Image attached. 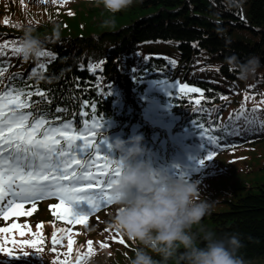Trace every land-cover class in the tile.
Masks as SVG:
<instances>
[{
	"label": "trees",
	"instance_id": "obj_1",
	"mask_svg": "<svg viewBox=\"0 0 264 264\" xmlns=\"http://www.w3.org/2000/svg\"><path fill=\"white\" fill-rule=\"evenodd\" d=\"M0 90L33 117L246 138L195 192L102 212L75 262L71 243L0 238V264H264V181L239 178L264 169V0H0Z\"/></svg>",
	"mask_w": 264,
	"mask_h": 264
},
{
	"label": "rangeland",
	"instance_id": "obj_2",
	"mask_svg": "<svg viewBox=\"0 0 264 264\" xmlns=\"http://www.w3.org/2000/svg\"><path fill=\"white\" fill-rule=\"evenodd\" d=\"M88 5L90 6H99V4H92V3H87ZM254 164H255V167L253 166H248V169L249 170H252L251 173H248L247 175L245 176H239V178L245 182V183H251L253 184V186L256 185V183H258L259 181H264V169H259V160L258 161H254ZM11 169V167L8 168L7 171L5 172H1V175H6V177L9 179V182L10 183H14L13 179H12V176L10 175L9 173V170ZM1 171V170H0ZM237 178V177H236ZM235 177H230V182H235L237 181ZM207 185V184H206ZM246 186H249V185H246ZM46 199H45V205L46 203H48L50 201V199L52 197L54 198H57V199H61V200H65L67 198V196L65 194H62L60 191H56V192H53L52 194H46L44 196ZM215 199L218 200V201H221L219 205L216 206V210L217 209H220V207H222V205H225V203L222 202V199L223 197L222 196H215ZM203 201H206V200H202L201 201V204L203 203ZM95 212V209H92L89 211V213L93 214ZM197 214V213H196ZM83 218H80L79 221V229L80 230H83L86 228L87 226V223H85V221L83 222ZM73 222L70 221L68 223V225L66 224V226L68 228H70V225H72ZM42 225L46 226V227H49L51 225V222L49 220H45L42 222ZM9 229L11 230V233L7 235V238L14 241L15 244H18L19 241L22 239V237H25L26 234H27V231L29 230V226L28 225H23V226H19V225H13L11 227H9ZM71 233H76L77 235L79 234V231H73L71 230ZM187 242H189V239H186ZM28 257V256H27ZM33 259L29 258L28 261L31 262ZM93 264H101V260L100 259H95Z\"/></svg>",
	"mask_w": 264,
	"mask_h": 264
}]
</instances>
